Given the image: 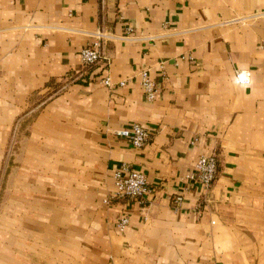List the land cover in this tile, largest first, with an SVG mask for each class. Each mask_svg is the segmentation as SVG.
Here are the masks:
<instances>
[{"label": "crops", "instance_id": "0c3cea01", "mask_svg": "<svg viewBox=\"0 0 264 264\" xmlns=\"http://www.w3.org/2000/svg\"><path fill=\"white\" fill-rule=\"evenodd\" d=\"M122 164L150 192L105 205ZM0 264H264V0H0Z\"/></svg>", "mask_w": 264, "mask_h": 264}, {"label": "built area", "instance_id": "2783aa9c", "mask_svg": "<svg viewBox=\"0 0 264 264\" xmlns=\"http://www.w3.org/2000/svg\"><path fill=\"white\" fill-rule=\"evenodd\" d=\"M111 39L108 33L96 31L92 37V41L80 51V59L84 66L90 67L98 64L102 58V48L104 44ZM162 69L163 65L160 64ZM244 70H237L234 76ZM101 83L106 87H111L112 82L109 77H105ZM119 87L125 85L124 81L117 84ZM139 85L143 91L145 99L148 102H154L159 95L160 87L150 76L149 69H144L139 72ZM114 135L126 139L135 149L145 147L149 140L150 134L139 124H133L129 128L119 129L114 132ZM217 176V159L214 155L201 156L196 161L194 171L187 175V179L197 181L206 188H209L215 181ZM113 191L103 200L105 205H110L113 201L119 200H135L139 204L143 203L144 198L150 192L146 177L131 169L128 165L122 164L112 176ZM181 198H177L176 202H180ZM129 219L126 216L120 218L116 223V228L119 232L124 231L128 225Z\"/></svg>", "mask_w": 264, "mask_h": 264}, {"label": "clouds", "instance_id": "9594fccd", "mask_svg": "<svg viewBox=\"0 0 264 264\" xmlns=\"http://www.w3.org/2000/svg\"><path fill=\"white\" fill-rule=\"evenodd\" d=\"M233 84L241 88H247L252 84L251 73L247 70L239 72L233 77Z\"/></svg>", "mask_w": 264, "mask_h": 264}]
</instances>
